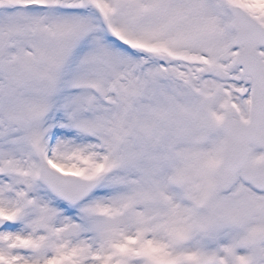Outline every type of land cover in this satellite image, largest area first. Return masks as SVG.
<instances>
[{"label": "snow or ice", "instance_id": "obj_1", "mask_svg": "<svg viewBox=\"0 0 264 264\" xmlns=\"http://www.w3.org/2000/svg\"><path fill=\"white\" fill-rule=\"evenodd\" d=\"M0 264H264V0H0Z\"/></svg>", "mask_w": 264, "mask_h": 264}]
</instances>
